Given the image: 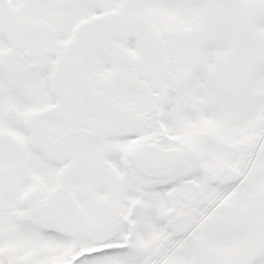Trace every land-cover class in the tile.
I'll return each instance as SVG.
<instances>
[{
  "label": "snow or ice",
  "instance_id": "snow-or-ice-1",
  "mask_svg": "<svg viewBox=\"0 0 264 264\" xmlns=\"http://www.w3.org/2000/svg\"><path fill=\"white\" fill-rule=\"evenodd\" d=\"M0 264H264V0H0Z\"/></svg>",
  "mask_w": 264,
  "mask_h": 264
}]
</instances>
